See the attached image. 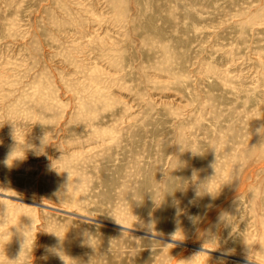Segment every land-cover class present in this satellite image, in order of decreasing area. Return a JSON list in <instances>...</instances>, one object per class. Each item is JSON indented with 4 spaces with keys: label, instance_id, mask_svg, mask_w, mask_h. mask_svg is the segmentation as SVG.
<instances>
[{
    "label": "rangeland",
    "instance_id": "1",
    "mask_svg": "<svg viewBox=\"0 0 264 264\" xmlns=\"http://www.w3.org/2000/svg\"><path fill=\"white\" fill-rule=\"evenodd\" d=\"M0 264H264V0H0Z\"/></svg>",
    "mask_w": 264,
    "mask_h": 264
},
{
    "label": "clouds",
    "instance_id": "2",
    "mask_svg": "<svg viewBox=\"0 0 264 264\" xmlns=\"http://www.w3.org/2000/svg\"><path fill=\"white\" fill-rule=\"evenodd\" d=\"M44 140H45V137L43 138V141H42V145H45V142H44ZM181 146V148H180V150L181 151H183V150H185V149H190L192 152H193V154H200L198 151H194L193 149H191V148H184L182 145H180ZM12 156V154L9 156V158L5 161V163L6 164H8L9 165V163H8V161H9V159H10V157ZM194 177H195V173H194ZM206 185V184H205ZM205 185L203 186L204 187V189L206 190V191H208L207 190V188L205 187ZM198 194H200L199 192H198ZM86 236H87V243H89L90 245H91V240L93 239V236H91V234H87L86 233ZM26 243V238H25V240H24V243H23V250H24V244ZM92 246V245H91ZM53 251H56V254H58V255H60V253L61 252H59L58 250H53ZM19 258H20V256H19ZM19 258L17 259V260H19ZM16 260V261H17Z\"/></svg>",
    "mask_w": 264,
    "mask_h": 264
},
{
    "label": "bare ground",
    "instance_id": "3",
    "mask_svg": "<svg viewBox=\"0 0 264 264\" xmlns=\"http://www.w3.org/2000/svg\"><path fill=\"white\" fill-rule=\"evenodd\" d=\"M170 242H173V241H170ZM173 243H175V242H173ZM195 249H196V248H195ZM204 251H205V252H211V250H205V249H204ZM229 258L234 259L235 257H232V256H231V257H229ZM235 259H236V258H235Z\"/></svg>",
    "mask_w": 264,
    "mask_h": 264
},
{
    "label": "water",
    "instance_id": "4",
    "mask_svg": "<svg viewBox=\"0 0 264 264\" xmlns=\"http://www.w3.org/2000/svg\"><path fill=\"white\" fill-rule=\"evenodd\" d=\"M125 231H127V230H125ZM128 232H131V231H128ZM165 242H167V243H173V242H170V241H165ZM174 244V243H173Z\"/></svg>",
    "mask_w": 264,
    "mask_h": 264
}]
</instances>
